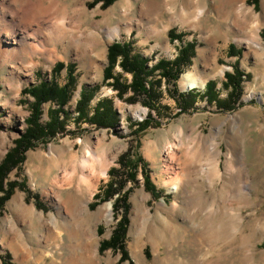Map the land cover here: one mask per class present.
<instances>
[{
	"label": "rangeland",
	"instance_id": "rangeland-1",
	"mask_svg": "<svg viewBox=\"0 0 264 264\" xmlns=\"http://www.w3.org/2000/svg\"><path fill=\"white\" fill-rule=\"evenodd\" d=\"M66 1L69 17H74L85 4L87 13L94 19L87 20L81 32L90 35L100 31L103 46L91 50L86 57L66 54L59 46L57 58L49 60L37 56L14 61L26 70V75L8 79L9 84L6 83L9 64L0 59V163L27 128L33 99L24 95V90L42 81L50 82L59 62L76 64L79 81L78 91L65 108L71 115L67 131L27 152L21 170L15 169L10 174V181L25 182L30 194L16 188L0 217V264H68L69 246H75L73 239L85 242L89 254L85 260L79 254L72 264H264V0L257 4L253 0H199L195 4L188 0H176L172 4L166 0H131L133 7L128 17H123L122 12L111 14L118 6L124 7L126 0H116L108 8H103L101 3L94 6V0ZM172 5L177 7L178 13L168 11ZM183 8H187L184 16ZM199 12L202 13L198 15ZM118 26L122 28L121 35L107 41L106 30ZM172 29L185 35L182 42L170 39ZM192 41L197 42L196 57L184 74L190 72V77L205 82V87L183 91L179 80L181 93L196 90L204 94L207 84L214 81L219 98L227 99L229 90L224 86L225 76L233 72L239 61L240 68L252 75L243 83L241 102L244 105L233 111H222L216 104L200 100L197 110L180 113L171 95L172 85L164 82L162 104L169 107V111L157 115L144 107L141 100L134 104L125 100L132 94L119 98L118 92L104 82L108 49L115 42L132 43L133 53L149 59V67H152L162 59H175L180 48ZM232 44L242 50L240 57L229 56ZM96 54L99 57L94 68L90 57ZM223 69L224 74L217 75ZM115 73L122 81L131 83L132 76L119 67ZM57 82L66 84V71ZM97 86L100 89L91 107L101 100H112L119 115L114 129H99L75 121L81 89ZM50 106H44L43 122L48 121ZM12 108L15 113L11 112ZM150 113L160 125L140 135L133 134L135 124L143 122ZM99 143L101 148L118 151L109 171L118 165L122 154L134 147L149 165L152 181L160 191L159 197H153L145 190L141 170L137 183L129 182L126 187V191L131 189L128 261H121L122 255L111 249L100 252L101 242L111 238L122 217L121 213L115 216L114 201L104 202L95 209L90 207L95 195L109 182V172L93 197L86 196L90 220L82 219V206L73 208L69 216L60 211V205L68 210L63 204L68 193L54 192L58 189L52 188V181L56 179L79 178L86 146L93 153ZM172 144L179 147L170 168L163 160ZM41 156L44 163L40 165ZM173 181L179 186L177 192L167 185ZM17 197L23 200L25 207L34 208L48 220L55 215L57 227L53 231L37 228L27 217H21V212L11 207ZM36 197L46 211L36 207ZM141 203L137 224L134 223L135 210ZM100 209H103L102 214L97 216ZM108 211H111L110 220ZM99 228L103 229L102 235ZM17 247L21 249L19 254ZM94 251H97L96 256Z\"/></svg>",
	"mask_w": 264,
	"mask_h": 264
},
{
	"label": "trees",
	"instance_id": "trees-1",
	"mask_svg": "<svg viewBox=\"0 0 264 264\" xmlns=\"http://www.w3.org/2000/svg\"><path fill=\"white\" fill-rule=\"evenodd\" d=\"M116 0H94V6L102 4L103 8H108ZM258 3L259 0H253ZM184 34H179L172 29L169 37L172 41L182 42ZM197 42H186L179 50L177 57L173 60L162 59L154 66L149 67L150 60L133 53L132 43L115 42L108 49V67L104 71V82L118 92V97L126 98L130 104L142 101V105L162 115L169 111V107L162 104L164 92L163 83L172 85L171 95L176 100L181 112L197 110V103L200 100H207L210 105L216 104L219 110L233 111L244 105L241 102L245 80L252 78L251 74H246L241 68L239 61L234 65L232 73L226 74L225 88L229 90L227 99L219 98L217 93V84L211 81L206 86L204 94L196 90L188 93H181L178 82L185 70L193 64L196 57ZM242 50L232 44L229 47L230 57H240ZM119 67L123 73L132 76L131 83L122 81L120 76L115 73ZM77 65L59 62L53 69L50 82L42 81L38 85L28 87L24 90V95L33 99L30 105L31 114L26 120L27 128L23 135L14 141L13 147L6 154L0 163V217L8 201L14 195L16 188L27 192L26 183L10 181V174L15 169H20L26 161V153L36 149L41 144H47L61 132L67 131L70 113L65 109L72 101L78 91L79 81L76 74ZM66 71L67 82L61 85L57 82L58 78ZM158 72V73H156ZM112 81V82H111ZM100 87L88 88L83 87L80 93V99L77 103L76 114L78 117L75 121L78 124L86 123L95 125L99 129H114L119 122V115L115 109L114 102L110 99H104L92 108ZM50 104L47 112L48 121L43 122L45 115L44 106ZM178 113V114H180ZM159 122L153 117L152 113L143 122L135 124L136 130L133 134L140 135L150 127H158ZM117 166L109 171V182L95 195L94 203L91 208L98 205L114 201L113 212L116 215L122 214L117 227L108 240H104L100 245V252L113 250L122 255L121 261L129 260L127 250V234L129 229L130 204L129 198L131 189L126 191L128 183H137V177L140 170L144 180L145 190L153 197H159L160 191L151 178V170L145 160L139 155L138 151L131 147L119 157ZM36 207L46 211V207L36 197ZM99 234H103V229L99 228Z\"/></svg>",
	"mask_w": 264,
	"mask_h": 264
},
{
	"label": "bare ground",
	"instance_id": "bare-ground-1",
	"mask_svg": "<svg viewBox=\"0 0 264 264\" xmlns=\"http://www.w3.org/2000/svg\"><path fill=\"white\" fill-rule=\"evenodd\" d=\"M153 1L151 0L150 2ZM173 2H176V0H166V3L172 4ZM188 2L190 4H195L198 3L199 0H188ZM67 4L68 2L66 0H0V59L9 64L8 67L10 68V72L6 76L7 84H9L8 79H20L22 75H26V70L18 67L14 61H22V59L27 60L29 57L37 58V56H43L45 59L48 58L51 60V58L58 57L59 52L57 55V49L59 46L66 54L71 52L76 56L86 57L91 50L99 48L105 44L102 40L100 31L93 32L90 35H85L81 32V29L83 28V25L86 24L87 20L94 19L93 16L91 17L87 13V7L84 6L85 4L83 3V7L77 10V16L76 11L74 17L68 16L67 9L69 5ZM172 6L173 7L169 8L168 11L171 12L174 10L176 13H178L177 7L174 5ZM132 7V1L126 0L124 7L118 6L116 9L111 11V14H114V11L122 12L123 17H128L127 15L129 11L132 10ZM118 8H121L122 10L118 11ZM186 10L187 8H183L182 16H184L183 14L186 12ZM200 13L202 12H199L198 15ZM174 18L175 14H173L172 20ZM121 31V26L115 27L113 29L108 28L105 32L107 41L110 42L117 36H120L122 33ZM49 47L52 48L50 49ZM98 57V55L90 57L91 66L94 68V65L98 63ZM34 65L35 64H33V68L35 67ZM96 69H101L100 65ZM213 71H216V68H214ZM224 72L225 70L223 69L217 75H223ZM180 87L183 91H189L191 89H203L205 87V82L199 81L198 79H192L190 77V72H186L180 79ZM11 112L15 113L16 110L12 108ZM98 145V149L93 153L91 152V148L86 146V153L82 159V174L79 178L71 176L63 180L56 179L52 181V188L58 189L54 192L61 193L66 191V193H68V199L65 203H63L61 198L58 197L60 204L63 203L68 206V210H65L63 205L58 207L59 210H62L66 216L70 215V211H72L73 208L82 206V219H91V217L88 215L89 203L86 199V196L88 194V199L93 197L94 192L99 188L101 182L107 179L109 168L114 163L118 155L117 150L114 151L106 147L101 148L100 143ZM178 147V145L172 144L167 148L163 160L166 166L170 167L174 162ZM75 159L76 158L73 157L72 161L74 162ZM39 160V164L41 165L44 159L41 156ZM167 185L171 191H179V186L176 182L173 181L171 183H167ZM193 200L194 199H192V202ZM142 205L143 203L137 206L135 210L136 214L134 216V223L138 224L140 222V211ZM175 206L176 205H174V207ZM11 207L14 208L15 211L17 210L21 212V217H27V219L35 224L37 228H48L49 231H53V229L58 225V218L55 215L50 216V219L48 220L43 214L37 213L34 208L28 209L25 207L23 200L19 197L13 199ZM102 211L103 209H100L97 212V216L102 214ZM107 215L110 220L111 211H108ZM213 220H215V218ZM70 234L72 233L70 232ZM93 236L95 238L94 234ZM72 241L75 246H73V244L69 246L70 256L66 260L68 264H72L73 261L76 263L79 258L77 257L79 254L82 255L83 260H85L89 254V247L84 244L85 242L82 243V241L80 242L78 239H73ZM75 241L79 243H76ZM20 252L21 249L17 247L16 253L19 254ZM94 255H97V251H94Z\"/></svg>",
	"mask_w": 264,
	"mask_h": 264
},
{
	"label": "water",
	"instance_id": "water-1",
	"mask_svg": "<svg viewBox=\"0 0 264 264\" xmlns=\"http://www.w3.org/2000/svg\"><path fill=\"white\" fill-rule=\"evenodd\" d=\"M81 91H82V89H81Z\"/></svg>",
	"mask_w": 264,
	"mask_h": 264
}]
</instances>
